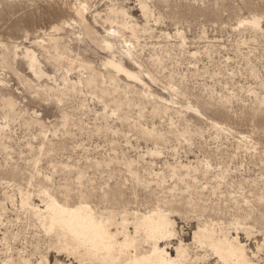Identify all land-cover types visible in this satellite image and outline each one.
Listing matches in <instances>:
<instances>
[{
  "label": "rangeland",
  "instance_id": "374dc122",
  "mask_svg": "<svg viewBox=\"0 0 264 264\" xmlns=\"http://www.w3.org/2000/svg\"><path fill=\"white\" fill-rule=\"evenodd\" d=\"M51 200L144 254L166 215L174 264H264V0H0V264H79Z\"/></svg>",
  "mask_w": 264,
  "mask_h": 264
},
{
  "label": "bare ground",
  "instance_id": "6f19581e",
  "mask_svg": "<svg viewBox=\"0 0 264 264\" xmlns=\"http://www.w3.org/2000/svg\"><path fill=\"white\" fill-rule=\"evenodd\" d=\"M111 65L122 69L114 62ZM37 212L46 215L49 228L57 231L62 245L72 252L79 264H174L157 241L168 233L169 218L162 213L141 217L147 237L154 241L152 251L144 254L137 251L136 239L129 234L124 235L123 242L119 241L105 218L98 217L88 206L66 208L51 200L47 206L38 207ZM211 243L224 264L248 263L244 247L237 241V244L229 239ZM132 248L136 250L133 254Z\"/></svg>",
  "mask_w": 264,
  "mask_h": 264
}]
</instances>
